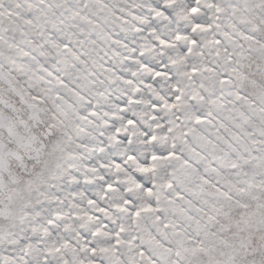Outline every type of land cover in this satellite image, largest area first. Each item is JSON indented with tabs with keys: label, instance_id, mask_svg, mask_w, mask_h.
<instances>
[{
	"label": "snow or ice",
	"instance_id": "6c2138e0",
	"mask_svg": "<svg viewBox=\"0 0 264 264\" xmlns=\"http://www.w3.org/2000/svg\"><path fill=\"white\" fill-rule=\"evenodd\" d=\"M0 264H264V0H0Z\"/></svg>",
	"mask_w": 264,
	"mask_h": 264
}]
</instances>
